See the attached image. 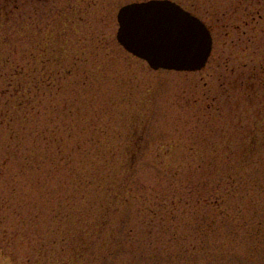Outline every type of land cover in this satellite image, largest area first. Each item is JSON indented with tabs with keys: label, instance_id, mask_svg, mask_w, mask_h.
<instances>
[{
	"label": "rangeland",
	"instance_id": "1",
	"mask_svg": "<svg viewBox=\"0 0 264 264\" xmlns=\"http://www.w3.org/2000/svg\"><path fill=\"white\" fill-rule=\"evenodd\" d=\"M133 1L138 0H72L67 7L66 0H16L18 7L9 2V15L0 18V74L22 66L25 73L18 81L28 91L34 89V76L41 80L61 68L65 73L51 76V87L35 98L28 94L22 108L0 117V264H61L58 256L65 253L66 259L71 249L62 250L61 233L54 232L58 226L75 239L71 245L88 244V229L95 230L100 264H264V240L240 223H217L206 233L195 230L203 211L199 204L215 190L216 173L222 172L217 166L236 158L218 151L212 174L190 166L209 161L206 149L228 145L230 153L242 143L237 124L246 104L255 114L251 98L244 100L228 82L264 60V0H177L212 28V55L199 71L154 69L120 45L117 13ZM63 99L70 109L58 103ZM4 100L0 97L6 109ZM231 114L236 124L229 122ZM48 129L66 139L65 149L79 142L88 148L79 173L52 160L49 153H57V142L45 139ZM135 129L143 139L133 190L110 211L112 222L99 235L97 224L106 216L101 204L108 201L106 166L130 161L118 153L137 138ZM108 147L117 154L106 152ZM30 152L33 160L27 159ZM256 176L254 171L245 178L249 183ZM180 199L179 208L173 207ZM233 203L252 217L255 207L247 199ZM223 241L236 245V257L222 258ZM192 245L194 253L187 250Z\"/></svg>",
	"mask_w": 264,
	"mask_h": 264
},
{
	"label": "trees",
	"instance_id": "2",
	"mask_svg": "<svg viewBox=\"0 0 264 264\" xmlns=\"http://www.w3.org/2000/svg\"><path fill=\"white\" fill-rule=\"evenodd\" d=\"M9 2H13V8L18 7V2L16 3V0H0V18L4 17V15H9V11L7 10ZM108 42L109 40H106V44H108ZM7 60L9 59L7 58ZM245 66L248 65L245 64ZM63 70L64 69L61 68V70L54 71L53 73L49 71L50 73H47L41 80L37 76H34V89H30L28 91L26 89V83L18 81V78L21 77L23 73H25V69L22 66L2 72L0 74V76H2L0 77V97H2V100L3 97L6 98V100H4L6 109L2 108L0 105V117L3 118V116H11L15 111L14 109L22 108L26 102V96L28 94H31L35 98L39 92L42 91L43 87H51L53 83L51 76H54V74L59 77L64 76L65 73H63ZM232 70L234 71L235 69L233 68ZM59 83V88H61V82ZM86 83L87 81H84V86H87ZM228 83L229 87L232 86L235 90H240L244 100L249 101L251 98V106L256 105L255 114L252 115L249 113L250 105L246 104L244 115L240 116L239 124H237L239 127H242V129L237 132L244 134V136L241 137L242 143L240 145L236 144L234 148L230 150V153L228 150V145L220 150L217 148H212L211 150L206 149L203 150V156L208 157L209 161L198 163L194 162L190 165L194 170H197L198 168L202 169V175H204L205 170H207L209 174L217 172L215 167L218 163L215 164L213 160H215L219 155L218 151L221 154H224V156H226V154L231 156V158L234 156L237 160L231 163L222 162L219 166H217V169L222 172L219 174L216 173L215 180L217 181V184L216 187H214L215 190L210 189V191L204 195L203 202L199 204L203 211L199 212V215L197 214L196 216L195 230L196 232L202 231L206 233L208 232V229H213L217 223L224 225L228 222H235L250 228V231L256 233L259 239L264 240V170L260 168L262 167L264 169V60L258 65L255 64L252 67H248L247 69L240 71L235 76H233V79L229 80ZM230 93L231 91L228 94ZM217 97L219 96L216 95V97H213L215 102H217ZM222 97L223 95L221 98ZM60 102L65 106V109L71 108V103H69L68 100L63 99V101H58V103ZM53 106L55 108L57 105L54 103ZM219 107L220 101L218 100L217 108ZM229 118V122L232 121V123L236 124L235 115L231 114L229 115ZM11 119H14V117ZM143 120L145 121L146 117H144ZM251 121H253V123H251ZM253 125L254 127H252ZM134 131V135L137 136V138L131 139L132 143L128 142L123 153H118L121 154V157H128L130 161H123L119 164V166H106V173L109 175V177L108 182L103 183L105 184L103 188L108 191V201H104L103 204H101V206H104L106 209V216L105 221L99 225L97 224L98 229H101L100 231L97 229V233L99 235L104 234V231L102 230L105 227H108L107 225L112 222L111 218L109 217L110 211H114L116 209L115 207H117L120 202L123 201V199H126V193L133 190L131 185L133 184L132 179L136 172L139 153L142 150V145L139 143L143 139L142 133H139L138 129H135ZM12 132L14 133L13 130ZM43 133L45 139L48 140L49 143L57 142V153H49L52 160H57L59 165L66 163L63 168H69L70 171L79 173L80 162L83 161L84 156L88 158V148L79 142L75 148L65 149L64 141L66 139H64L63 136L61 137L59 133L52 131L51 129L46 131L44 130ZM133 143H137V145H134ZM108 150L109 154L113 156L117 154V152L114 150V147H108L106 152H108ZM75 152H82V156H79V159H77ZM46 157L49 158L48 155H46ZM27 159L33 160L34 153H28ZM254 171L257 173V176L252 177V179L250 177V182L248 183L245 175L250 176ZM112 176L116 179H113ZM203 179L204 181L209 180V178L205 179V177H203ZM249 198L251 199L249 200ZM234 199H239L240 201L247 199L249 202H251V205L255 207L252 217H247L245 207H243L241 204H234ZM180 201L181 199L179 201L173 200V207L176 206L179 208L177 203ZM197 202L199 203L198 200ZM243 203L244 202H242V204ZM88 231V244L79 245V241L77 244L71 245L72 243H70V240L75 241V239H73V237L69 238V236L64 233L65 230H60V226L55 228L54 232L56 234L60 232L62 236L61 241L63 242L64 247L62 250L71 249V256H67V258L64 259V253L62 256H58L57 261L61 260V264H66V262L74 264V262L78 260H81L84 263L88 258L86 264H100V256H95V254H97V248L95 245V242L97 241L95 234L96 231L93 230L92 232L89 229ZM177 234V231H175L174 235L177 236ZM79 236L77 238L78 240L83 239V234H80ZM93 238L95 239L93 240ZM56 241L57 238L55 239L54 237L52 243L56 244ZM44 246L45 243L42 240L39 247L40 253L43 252L42 250L44 249ZM235 247V244H228L226 241L221 242L219 245V251L222 258H227V256L236 257L235 254L238 251L235 249ZM196 249L197 248L195 245H192L190 249L187 248L190 253H194ZM106 252H104L102 255H105ZM68 258H70L69 261ZM206 264L215 263L208 262Z\"/></svg>",
	"mask_w": 264,
	"mask_h": 264
},
{
	"label": "water",
	"instance_id": "3",
	"mask_svg": "<svg viewBox=\"0 0 264 264\" xmlns=\"http://www.w3.org/2000/svg\"><path fill=\"white\" fill-rule=\"evenodd\" d=\"M119 43L154 69L199 71L212 53L213 36L207 24L173 0L134 1L120 7ZM138 35L158 43L146 45Z\"/></svg>",
	"mask_w": 264,
	"mask_h": 264
},
{
	"label": "snow or ice",
	"instance_id": "4",
	"mask_svg": "<svg viewBox=\"0 0 264 264\" xmlns=\"http://www.w3.org/2000/svg\"><path fill=\"white\" fill-rule=\"evenodd\" d=\"M66 6H72V0H66ZM138 38L146 45H153L158 43V38L151 35H138ZM218 84L222 83V78L217 81ZM222 90V89H221Z\"/></svg>",
	"mask_w": 264,
	"mask_h": 264
},
{
	"label": "flooded vegetation",
	"instance_id": "5",
	"mask_svg": "<svg viewBox=\"0 0 264 264\" xmlns=\"http://www.w3.org/2000/svg\"><path fill=\"white\" fill-rule=\"evenodd\" d=\"M28 2H30L31 0H27ZM40 1H44V0H40ZM180 2V1H179ZM180 4H182L185 8L189 9V10H192L193 12L197 13V11H195L193 8H190L188 5L184 4L183 2H180Z\"/></svg>",
	"mask_w": 264,
	"mask_h": 264
}]
</instances>
